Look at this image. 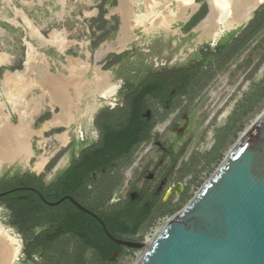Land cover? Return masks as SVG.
<instances>
[{"label": "rangeland", "instance_id": "rangeland-1", "mask_svg": "<svg viewBox=\"0 0 264 264\" xmlns=\"http://www.w3.org/2000/svg\"><path fill=\"white\" fill-rule=\"evenodd\" d=\"M182 1L0 0V137L7 122L21 132L33 154L27 162L0 161V178L8 172H32L49 178L98 141L95 120L101 112L114 111L119 123L126 121L123 99L127 90L141 88L150 73L185 65L206 48H223L190 87L188 96L176 98L169 108L148 100L149 114L156 122L154 137L164 148H173L174 156H165L153 146V140L136 147L131 156L123 157L100 176L91 190L90 204L99 207L115 196L123 199L132 189L143 188L149 176L147 187L155 190L177 156L181 169L167 182L166 190L174 180L185 183L188 179L183 199L175 203L173 194L168 204L155 211L145 235L136 241L145 247L127 248L114 263H101L97 254L89 253L88 264H139L148 246L264 117V2L242 26L224 29L216 39H206L198 26L210 13V1L185 0L189 3L185 9ZM126 7L129 22L124 34ZM181 13L186 19L172 22L168 29L152 28L157 21ZM121 36L130 38L125 48L116 46L98 61L97 54L115 45ZM228 41L232 42L226 47ZM99 74L119 85L112 97L102 96L96 81ZM50 79L64 83L73 103L75 120L68 130L50 126L61 114L53 97L57 89L53 92L55 89L46 84ZM66 131L69 140L62 146L55 136ZM213 142L214 150L207 153ZM7 150L0 144V158ZM40 157L48 163L38 169ZM0 209V224L20 247L17 260L11 264H24L25 238L19 221L7 227L8 211L2 206ZM162 218L165 222L149 241L150 229ZM77 247L76 242L65 238L51 254L44 258L36 255L31 264H72L70 255Z\"/></svg>", "mask_w": 264, "mask_h": 264}, {"label": "flooded vegetation", "instance_id": "flooded-vegetation-1", "mask_svg": "<svg viewBox=\"0 0 264 264\" xmlns=\"http://www.w3.org/2000/svg\"><path fill=\"white\" fill-rule=\"evenodd\" d=\"M209 16L210 14L208 15V17ZM230 16L232 17L233 15ZM231 42L232 41H228L225 44L226 47L229 46ZM222 49L223 48L221 45L217 49L206 48L204 49V53L201 52L198 58L191 59L185 65L177 66L173 69H167V70H174L176 68L178 69L182 68L187 75L194 77V80L192 81V83L190 84L184 95L179 96L178 95L179 91L177 89H174L172 92H170L169 98L166 101L165 106L162 105L159 102V100L153 96L147 97V106H148V100L151 99L158 102V104H160L161 106L169 108L176 98H184L188 96L190 92V87L197 82L198 78L201 77L202 74H204L205 70L209 69V67L213 65V64L208 65L207 60L209 58H213V61L215 62L216 57L222 54L223 52ZM153 73H150L148 75L147 81L149 80V76ZM112 85H114L116 89L110 97L115 95V93L119 89V85L117 84H112ZM130 91L131 90H127V93L125 94V97L123 99L124 108L127 100V95L129 94ZM149 110L150 109L148 106V111L145 114V116L147 117L148 121H154V118L149 114ZM113 113L115 115L114 111L113 112L111 111L109 113L101 112L96 117L95 126L99 134L98 141L95 144L91 145L90 147L84 149L80 153L79 157L77 159H72V161L64 169L61 170L56 169L53 172V175H51L49 178H43L32 172H22V173L8 172L2 175V177L0 178V206L4 207V209H7L9 214V222H7L6 226L9 227L10 225H14L15 220H18L21 235L25 238L24 264H31L36 255H40L41 257L44 258L48 254H51L56 249V245L65 238H69L73 240L78 245L77 249L70 256H75L77 252H79V250L82 248V243L80 241L81 235L84 237L86 236L89 239H99V237L103 235H107L110 238L111 234L109 233L108 225L104 219V215L110 214L113 210H117V209L119 210L126 207H134L137 211H142L140 212V216L149 213V211H154L151 214L150 218L147 220V223L138 232V234L136 235L125 234L122 236L121 239L115 238L117 240L131 241L137 243L136 241L140 240L145 235V232L147 230L146 226L152 219L157 209H161L166 204H168L170 197L173 194H175L176 197L175 203H179L183 199V194L186 190L188 179L186 180L187 182L185 183H178L174 180V182L169 187V189L166 190L167 182L171 178L177 176L175 171H180L181 169L179 165V156L173 157L171 163L172 169L167 171V173L163 175V180L159 182L158 187L155 190L150 191L148 189L147 187L148 182L151 180V178H149L150 176L149 177L147 176L148 179L145 182H143V186H144L143 188L132 189L123 199L116 198L115 196L112 201L103 202L100 204L99 207L90 204V200L92 197L91 190L95 188V185L98 182L100 176L110 168H104L100 171L83 173L84 174L83 176L76 177V179L74 180L68 179L69 177L68 172L70 167H72L75 163H77L81 159L84 152L90 149H94L97 145L100 144L102 140V131H101L100 123L105 122L106 119L105 117ZM70 125L69 127L58 126L57 128L63 127L68 130L70 128ZM155 128L153 129V135L154 132H156ZM58 135H65L66 143L61 142L62 143L61 145L65 146L69 140L68 132L66 131L63 134H57L56 136ZM152 140H153L152 142L153 146L163 150L165 156L167 157L174 156L172 154L173 148L171 150H169L168 148H164L163 144L160 141H158V139L155 137H153L150 141ZM150 141L143 142L140 145H144ZM215 144L216 142L210 144V149L207 151V153H211L214 150L216 146ZM131 155H127V156H131ZM47 163H48V159L43 164V167L46 166ZM150 175L153 176L154 178L153 173H150ZM164 194L165 196H163ZM86 216L89 217V221L86 219ZM64 228H68L66 233L64 232L60 233ZM0 230L7 238L14 241L17 249L16 256L12 261L0 262V264H11L17 260L20 247L17 240H15V238H13L1 224H0ZM36 238H39L45 242L54 241L55 245L53 250H48L46 245L41 246L39 248V251L34 252V254H32L30 258L26 254V245L27 242L34 241ZM117 244L123 247L121 250L122 253L120 254V252H114L112 259L109 261L111 263L116 262V260L120 256H122L124 251L127 248H130L119 243ZM89 253L96 254L94 251H89L87 253V258ZM88 261L89 258L87 260V264Z\"/></svg>", "mask_w": 264, "mask_h": 264}, {"label": "water", "instance_id": "water-1", "mask_svg": "<svg viewBox=\"0 0 264 264\" xmlns=\"http://www.w3.org/2000/svg\"><path fill=\"white\" fill-rule=\"evenodd\" d=\"M139 264H264V117L148 246Z\"/></svg>", "mask_w": 264, "mask_h": 264}, {"label": "trees", "instance_id": "trees-1", "mask_svg": "<svg viewBox=\"0 0 264 264\" xmlns=\"http://www.w3.org/2000/svg\"><path fill=\"white\" fill-rule=\"evenodd\" d=\"M213 62V58L207 60L208 65H212ZM193 80L194 77L187 75L182 68L166 69L151 74L141 88L131 90L127 95L125 109L128 111V118L126 121L119 123L114 113L107 115L105 122L100 121L102 131L100 144L84 152L81 159L70 167L68 179L74 180L76 177L83 176V173L111 168L124 156L131 155L136 146L150 141L154 137L153 129L156 122L148 121L145 116L148 111L147 97L153 96L165 106L170 92L177 89L179 96L184 95ZM140 212L142 211H137L134 207H126L104 215L111 236L121 239L125 234H138L154 211H149L143 216H140ZM86 219L89 221L88 216ZM67 230L68 228H64L60 233H66ZM80 241L82 248L75 256H70L72 264H87L89 251H94L101 263L109 262L114 252L122 253L123 247L107 235L99 239H89L81 235ZM54 243V241L45 242L36 238L34 241L27 242L26 254L31 258L32 254L39 251L43 245H46L48 250H53Z\"/></svg>", "mask_w": 264, "mask_h": 264}, {"label": "bare ground", "instance_id": "bare-ground-1", "mask_svg": "<svg viewBox=\"0 0 264 264\" xmlns=\"http://www.w3.org/2000/svg\"><path fill=\"white\" fill-rule=\"evenodd\" d=\"M210 1V16L198 27L202 30L203 36L207 39H216L219 35L223 33V30H231L233 28L242 26L247 21L250 20V18L253 15V12L255 9L261 5L264 0H209ZM183 9L185 7L189 6V3L185 0L181 2ZM192 7V6H190ZM195 7V6H194ZM189 8V7H188ZM125 8V14L123 13V16L125 15L124 24H123V31L122 33H127V18H129L128 10ZM193 10V8H192ZM227 11V12H226ZM184 12V10H183ZM229 12V13H228ZM227 14V15H226ZM233 15L232 17L230 15ZM178 15V14H177ZM131 16V15H130ZM229 16V19H228ZM127 17V18H126ZM168 17V16H166ZM189 19V16H187ZM186 19V16L184 13H181L176 18H164L160 21H157L153 24L154 29L164 28L165 30L169 28V25L177 20ZM182 21V20H181ZM184 21V20H183ZM223 29H219V26H222ZM151 29V28H150ZM158 30V29H157ZM224 30V31H225ZM168 32V30H167ZM204 38V39H205ZM130 41V38L128 36H121L118 42L115 45H111L108 47L106 51H100L97 54L96 59L99 61L101 60L108 52L115 49L117 46L120 50L125 48V45ZM97 84H99L100 91L102 93V96L110 97L116 87L108 82V79L105 75L99 74L96 78ZM46 82V81H45ZM46 84L52 89L54 92V99L61 107V114L56 115L54 119L50 122L51 127H58V126H66L69 127V125L74 122V118L72 117V108L73 103L69 100V95L65 91V86L62 81L59 80H47ZM49 129V128H48ZM22 134L18 131V129H14L11 126H9L6 122L4 124L2 135L0 137V144L3 146H6L8 148L7 151L4 152L3 158L1 157V162H10L15 160H21V161H29V159L32 157V152L29 147V144L24 142L22 140ZM55 139L57 141H60L62 143H66V137L65 135H58L55 136ZM46 158L40 157L37 160L36 168L40 169L43 167V164L46 162ZM16 246L13 240L7 238L0 230V262H10L14 259L16 256Z\"/></svg>", "mask_w": 264, "mask_h": 264}, {"label": "built area", "instance_id": "built-area-1", "mask_svg": "<svg viewBox=\"0 0 264 264\" xmlns=\"http://www.w3.org/2000/svg\"><path fill=\"white\" fill-rule=\"evenodd\" d=\"M165 218H162V219H159L156 224L154 225L153 228L150 229V232L148 233V236L147 238L149 239V241H151L152 239H150L151 237H155L156 234L158 233L159 231V226L165 222Z\"/></svg>", "mask_w": 264, "mask_h": 264}]
</instances>
